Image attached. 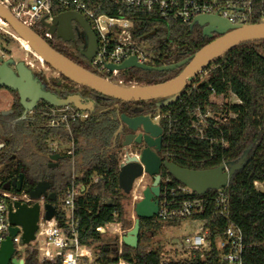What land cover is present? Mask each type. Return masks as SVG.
I'll use <instances>...</instances> for the list:
<instances>
[{
    "label": "trees",
    "instance_id": "16d2710c",
    "mask_svg": "<svg viewBox=\"0 0 264 264\" xmlns=\"http://www.w3.org/2000/svg\"><path fill=\"white\" fill-rule=\"evenodd\" d=\"M216 1L223 4L228 0ZM229 1H251L249 22L264 20V0ZM140 17L136 20L135 33L157 54L151 65L179 61L212 39L203 35L201 26L191 27L190 22L177 18L162 19L146 14ZM181 69L157 71L129 67L125 69L130 71L127 78L122 76V69L120 78L125 84H152L176 76ZM204 72L205 76L199 73L188 80L177 101L162 107L158 106L162 101L159 98L124 102L82 85L85 92H92L95 108L86 119L71 120L70 129L47 125L50 116L44 112L30 113L21 122L17 119L22 116V108L10 115L0 112V140L5 143L0 149V179L4 183L21 171L36 179L42 177L48 170L49 153L54 151L49 148V141L60 139L69 144L73 141L74 154L69 155L63 168L57 171L56 189L63 195L72 182L83 186L75 199L74 210L79 221L80 241L90 245L99 243L96 255L102 261L114 262L121 256L134 259L138 264H216L226 252L218 246V241L232 223L243 232L244 264H264V190L256 184L264 183V39L244 42L226 51L213 59ZM228 93L235 94L239 101L222 105L212 99L213 95ZM208 111L210 114L200 121L197 114ZM123 112L159 114L163 127L161 154L181 166L211 168L229 161L238 162L246 154L242 167L222 188L228 198L227 216L216 211L217 189L198 195L208 201L204 212L197 216L206 221L205 226L212 231L207 248L170 259L163 258L161 246L147 251L146 242L151 234L155 235L164 224L181 222L161 220L157 216L140 219L138 246L123 243L121 255L113 248L117 239L107 240V231L97 230V226L112 221L115 208L121 215L124 212L123 200L127 194L119 187L121 158L115 150L121 144L119 129ZM18 151L21 152L18 159L14 163L7 162L11 153ZM161 175L170 176L172 183L181 184L165 167ZM65 215L59 208L60 223ZM129 224L130 221H125V225ZM25 264L60 262H42L37 252H33L25 257Z\"/></svg>",
    "mask_w": 264,
    "mask_h": 264
},
{
    "label": "water",
    "instance_id": "95a60500",
    "mask_svg": "<svg viewBox=\"0 0 264 264\" xmlns=\"http://www.w3.org/2000/svg\"><path fill=\"white\" fill-rule=\"evenodd\" d=\"M0 17L11 26L21 39L29 44L31 49L43 59V62L75 83L124 102L159 98L162 99L158 104L159 107L177 101L182 90L187 86L188 80L201 73L216 57L244 42L264 39V20L241 23L231 22L218 13L199 14L194 17L190 26H201L203 35L212 39L191 55L179 61L157 66L139 62L134 55L118 65L109 64L110 69L139 67L145 70L157 71H169L182 67L176 76L152 84H120L83 67L59 52L47 39L19 20L2 3H0ZM72 18L77 19L79 24L87 31L89 43L86 54L91 57L92 61L97 50V38L93 31L89 29V23L82 15L74 11L62 12L54 17L50 30L52 32L56 31L60 36H65L64 32L69 30ZM214 34H217V36L213 37ZM11 62L15 64V68L9 64ZM2 86L19 92L26 111L32 110L39 99L45 100L53 106L72 104L83 111H93L95 108L92 100L86 101L79 93L62 97L50 90L43 89L41 83L33 77L32 69L28 67L24 60L15 61L13 58L1 60L0 87ZM6 113L7 111H3V114ZM120 118L119 132H121L123 126L133 131L125 134L122 147L119 149L120 152H124L119 162L118 181L120 189L126 194L131 193L136 179L144 174L150 175L153 179L150 185L144 187L141 198L135 203L136 217L134 224L122 237L123 243L128 246H138L140 219L152 218L158 212L162 167H165L175 179L188 186L193 194L202 195L210 189L226 187L235 172L245 162L244 157L246 154L238 162L229 161L211 168L193 169L181 166L174 161L162 159L158 154L157 151L162 149L163 127L159 122L154 121L151 114L139 113L130 116L123 112ZM142 142H145V147L141 150L138 149L134 153L129 151L131 144H141ZM3 145L4 143L0 141V149ZM51 157L59 159L61 155L56 153ZM12 185L15 186L16 190H20L23 186V174L19 175V179L15 177L12 180ZM3 186L6 189L10 188V182H5ZM51 186V182L40 180L35 186L28 188L32 197L40 198L43 195L48 198V201L44 204L47 218H52L57 214V206L53 202L56 199V193L55 191L48 193ZM40 211L41 204L39 200L32 205L19 200L14 201L9 212L10 222L12 223L10 232L0 248V264H24L23 259L13 256L15 245L12 236L20 231L21 226L22 241L29 243L33 240L38 229Z\"/></svg>",
    "mask_w": 264,
    "mask_h": 264
},
{
    "label": "built area",
    "instance_id": "2783aa9c",
    "mask_svg": "<svg viewBox=\"0 0 264 264\" xmlns=\"http://www.w3.org/2000/svg\"><path fill=\"white\" fill-rule=\"evenodd\" d=\"M0 3L8 7L19 20L33 29L39 24L42 25L44 33L40 35L48 41L53 37L50 25L56 15L66 11H74L82 15L91 25L97 38V50L91 61L92 65L96 70L102 72L103 76L120 84H125L120 78L121 69H110L109 64L118 65L133 55L139 62L151 64L157 57V54L150 51L135 33L136 20L141 18V14L156 15L162 19L177 18L190 23L196 15L203 13H218L231 22L241 23L249 22L252 15L251 1L231 2L228 0L221 4L216 0H0ZM9 39L18 40L22 44L17 33L0 17V61L9 55L5 45ZM201 73H204V70ZM48 114L50 125L56 128L70 129L71 120L85 119L89 116V111L66 105L55 106ZM209 114L208 111L206 114L198 113L197 116L200 121H204L205 116ZM159 117V114L153 115L154 121L159 122ZM54 145L57 148L58 145L56 143ZM68 152L73 154V145L70 146ZM12 180L13 178L8 180L10 188L6 189L3 186L5 182L3 183L0 179V248L10 232L12 223L9 212L14 201L19 200L32 205L39 200L41 211L36 236L26 243L32 244L29 246V252L19 254L17 250V242L22 241L21 226L20 231L12 236L15 245L13 256L23 259L24 264L25 257L33 252H37L40 261L50 263L138 264L134 259H126L121 256L114 262L106 263L96 255L93 245L80 241L79 221L74 216L75 199L80 193V188H83L79 183H71L60 200L54 203L57 206V214L52 218H47L44 196L32 197L27 186L16 190L12 185ZM172 182L170 176L161 178L159 209L155 216L161 220L199 222L196 231L187 234L182 241L184 247L189 250V254L195 250H203L210 245L209 237L212 231L205 226L206 221L197 218V216L204 212L208 201L205 197L195 196L185 184ZM217 190L218 192L214 195L216 211L227 216L229 214L227 194L222 188ZM59 208L66 214L62 223L57 216ZM111 227L116 230L118 237L116 249L121 255L122 237L126 232L118 208L113 210L111 222L96 228L101 232H106ZM218 246L225 248L226 252L216 264H244L245 241L241 228L232 223L228 225L224 235L218 241Z\"/></svg>",
    "mask_w": 264,
    "mask_h": 264
},
{
    "label": "flooded vegetation",
    "instance_id": "af4514ba",
    "mask_svg": "<svg viewBox=\"0 0 264 264\" xmlns=\"http://www.w3.org/2000/svg\"><path fill=\"white\" fill-rule=\"evenodd\" d=\"M89 29L92 30L93 33L95 34V32L92 29L90 24H89ZM64 35L65 36H60L56 31L53 32L52 39H54L56 37L57 41L60 44L57 43L54 45L53 43H51V45L55 49H57L59 52L65 54L66 56H68L69 58H71L72 60L77 62L78 64H80L83 67L93 71L89 65L90 63L92 64L91 57L87 56V54H86V52L88 50L89 36H88L85 28H83L79 24L77 19L72 18L70 21L69 30L64 32ZM216 36H217V34H216ZM19 47H20V45H19ZM31 51L33 52V54H35L37 56V54L33 50H31ZM10 58H13L15 61L24 60L25 63L28 65V67H30L32 69L31 64L25 60L24 56L20 59H15L14 57H12L10 55L7 58H5L4 60L10 59ZM0 63H1V61H0ZM9 64L13 68H15V64L13 62H11ZM52 69L58 73L59 77H56V76L51 77V76H48L47 73H45V71H42V70L36 71V70L32 69L33 77L36 78L41 83V87L43 89L50 90L51 92H54L57 95L62 96V97H66L67 95L73 94V93H79L86 101H89V100L94 101L92 92H90V91L85 92L84 89L81 87L82 85H79L77 83L76 84L69 83L65 79L67 77H65L64 75L59 73L56 69H54V68H52ZM93 72H95V71H93ZM63 77H65V78H63ZM4 91L9 93L10 101L7 102L8 105L6 108H0V112L3 114V111H7V113L4 115H7V114L10 115V114H13L15 111L20 112V109L22 108V116L17 119L19 122H21L22 120L23 121L26 120L25 117L29 116L30 113L37 111V112H44V113L48 114L50 112V110L53 107H55V106L51 105L50 103H48L47 101L39 99L36 102V104L32 110L26 111V107L24 106L22 99H21V96L17 90H12V89H9L5 86L0 87V92H4ZM2 101H4V100H2V97L0 96V102H2ZM28 101H30V99H28ZM69 105L74 106L72 104H69ZM90 112L91 111H89V113ZM136 114H139V113H136ZM136 114H134V115H136ZM134 115H130V116H134ZM49 120H50V118L48 119V122L46 123L47 125H50ZM81 120H83V119H81ZM50 126L54 127L52 125H50ZM120 126H121V122H120ZM54 128H56V127H54ZM66 129H68V128H66ZM131 132H133L131 129L127 128L126 126H123V129L120 132L121 144H120V146L115 147L116 153L118 155H123L124 152L123 151L120 152L119 149L122 147V141L124 139L125 134L131 133ZM55 143L58 145L57 148L54 145ZM71 145H73V141L69 144L68 142H66L64 140H60V139L50 140L49 141V148L51 150H54V151L49 153V159L46 160V163L48 166L47 172L44 173L42 175V177L36 179L35 177L25 175L21 171L18 173V175H15L13 177V179L15 177H17V179H19V175L23 174V186H27V187L35 186L37 184V182L40 180H47V181L51 182L52 186L48 189V193L55 191L56 199L53 202L54 203L58 202L60 200V198L62 197V195L56 189V175H57V171L59 169L63 168L64 163L67 162L69 155L74 154V151H73V154H70L68 152ZM4 146H5V143H4L3 147ZM143 147H145V142H142L141 144L133 143L129 146V151L134 153L138 149L141 150ZM161 150L157 151V152L162 157V159H165L163 157V155L161 154ZM56 153H59L61 155V157L59 159H54L51 157L53 154H56ZM20 154H21V152H19V151H18V153L12 152L10 155V158L7 162L14 163L18 159ZM163 168L164 167L161 168V174H162ZM44 199L46 201H48V198L46 196H44Z\"/></svg>",
    "mask_w": 264,
    "mask_h": 264
},
{
    "label": "rangeland",
    "instance_id": "374dc122",
    "mask_svg": "<svg viewBox=\"0 0 264 264\" xmlns=\"http://www.w3.org/2000/svg\"><path fill=\"white\" fill-rule=\"evenodd\" d=\"M34 29L41 35L44 33V27L40 24L35 26ZM20 40L24 44L23 46L18 40L9 39L7 42H5V45L8 49V54H9L8 56L11 55L15 59H20L24 56L25 60L31 64L32 69L36 71L38 70L45 71V73H47V75L51 77H54V76L59 77L58 73L54 71L45 62H43V59L40 56L38 55L36 56L35 54H33V52L31 51L32 49L23 39L20 38ZM49 41H51L54 45L57 43L60 44L57 41L56 37L54 39H50ZM19 45L21 48L19 47ZM89 65L91 69L95 71L96 73H99L100 75L103 74L102 72L96 70V68L91 63ZM125 69H122L121 73H122V76L127 78L126 76H128L130 71L128 70V72H126ZM205 75H206V72H204L202 76H205ZM0 96L2 97V100H4L0 102V108H6L8 105L7 102L10 101L9 93L6 91L0 92ZM212 99L216 101L218 104H222V105L225 104V102H229L230 104V103L239 101L237 96L233 93H228V95L226 96L223 94L215 95L212 97ZM232 115L233 114L230 113V116ZM122 156L123 155H120L121 159H122ZM152 181H153L152 177L148 174H144L141 177L137 178L133 186V191L131 193H128L127 196L124 198L123 200L124 212L122 213V219H123V228L125 229V232L131 229V227L134 224V220L136 217L135 203L141 198L142 190L144 189V187L150 185ZM256 184L258 188L264 190V183L257 182ZM125 221H130V224L125 225ZM198 223L199 222L190 223L188 221H184V222H180L175 225L174 224H164L162 228L155 235L153 234L150 235L149 240L146 242L147 246L145 249L149 250L157 246H161L163 258H167V259L186 256L189 254V250L184 247V242L182 240L187 234H190L196 231ZM105 237L107 240L115 238L118 241L116 230L112 229V227L107 230ZM112 241L113 240L109 241V243H111ZM98 244L99 243L93 244V249L95 250V252L97 251ZM16 245H17L18 253L23 254L24 252H27V253L29 252V246L32 244L28 245L24 243L23 241H20V242H17ZM113 248L116 249V244H113Z\"/></svg>",
    "mask_w": 264,
    "mask_h": 264
},
{
    "label": "bare ground",
    "instance_id": "6f19581e",
    "mask_svg": "<svg viewBox=\"0 0 264 264\" xmlns=\"http://www.w3.org/2000/svg\"><path fill=\"white\" fill-rule=\"evenodd\" d=\"M26 42V41H25ZM27 43V42H26ZM23 44V43H22ZM28 44V43H27ZM24 45V44H23ZM29 45V44H28ZM31 48V47H30Z\"/></svg>",
    "mask_w": 264,
    "mask_h": 264
},
{
    "label": "crops",
    "instance_id": "0c3cea01",
    "mask_svg": "<svg viewBox=\"0 0 264 264\" xmlns=\"http://www.w3.org/2000/svg\"><path fill=\"white\" fill-rule=\"evenodd\" d=\"M213 96H215V95H213ZM213 96H212V97H213Z\"/></svg>",
    "mask_w": 264,
    "mask_h": 264
}]
</instances>
